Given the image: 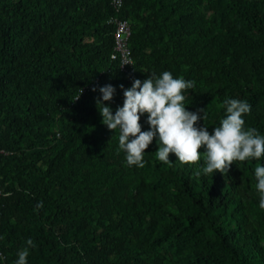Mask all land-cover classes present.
Returning a JSON list of instances; mask_svg holds the SVG:
<instances>
[{
  "label": "trees",
  "instance_id": "obj_1",
  "mask_svg": "<svg viewBox=\"0 0 264 264\" xmlns=\"http://www.w3.org/2000/svg\"><path fill=\"white\" fill-rule=\"evenodd\" d=\"M111 17L130 21L133 74L110 62ZM164 71L195 82L198 126L211 133L241 99L264 136V0H0V264L29 238L27 264H264V158L197 177L203 153L164 164L154 138L145 167H128L101 123L100 87L115 88L114 114L120 85Z\"/></svg>",
  "mask_w": 264,
  "mask_h": 264
},
{
  "label": "clouds",
  "instance_id": "obj_2",
  "mask_svg": "<svg viewBox=\"0 0 264 264\" xmlns=\"http://www.w3.org/2000/svg\"><path fill=\"white\" fill-rule=\"evenodd\" d=\"M115 0H111V6L117 11ZM116 21H125L129 26V36L126 39L129 66L120 68V63L111 60L114 46V32ZM107 23L113 27L112 51L110 62L117 64V69L123 74H133L134 62L129 48L131 36L130 21L111 17ZM125 65V64H124ZM195 82L185 80L183 77L173 78L172 73L164 71L159 76L154 72L143 81L134 79L131 87L124 89L123 104L117 107L114 114L112 109L105 104L110 102L115 94V88L108 84L99 88L101 96L96 100L98 111L102 117L101 123L111 132L119 130L118 148L125 153V161L128 167L144 168V154L146 149L157 140L158 148L155 151L158 161L171 164L170 154H174L181 165H199L203 153V166L195 172L197 177L212 175L219 172L225 175L234 162H247L264 158V136L253 127H245L244 116L250 114L251 105L246 100L226 98L221 108L225 115L219 120L218 126L213 127L211 133L207 126H198L201 120H205L204 109L196 112L188 111L184 101L185 93L193 89ZM93 88L92 91H96ZM80 93L73 99L78 100ZM146 115L148 130L143 131L140 119ZM203 149V152L200 150ZM256 180L255 188L259 193V207L264 209V166L257 165L254 170ZM43 207V202H38L37 209ZM25 247L17 253L15 264H27L29 247L35 245L31 238L26 241ZM0 257H2L0 253Z\"/></svg>",
  "mask_w": 264,
  "mask_h": 264
},
{
  "label": "built area",
  "instance_id": "obj_3",
  "mask_svg": "<svg viewBox=\"0 0 264 264\" xmlns=\"http://www.w3.org/2000/svg\"><path fill=\"white\" fill-rule=\"evenodd\" d=\"M114 4L117 8L120 5V0H115ZM115 24L116 28L114 32V46L111 54V60L118 61L120 63V68L125 69L126 66H129V64L126 63L131 64L126 47V39L129 36V26L125 21L115 20Z\"/></svg>",
  "mask_w": 264,
  "mask_h": 264
}]
</instances>
